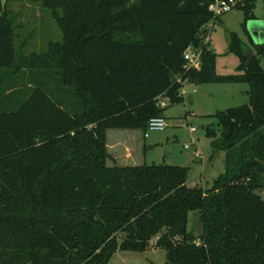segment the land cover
<instances>
[{
    "label": "trees",
    "instance_id": "obj_1",
    "mask_svg": "<svg viewBox=\"0 0 264 264\" xmlns=\"http://www.w3.org/2000/svg\"><path fill=\"white\" fill-rule=\"evenodd\" d=\"M215 1L0 0V264H109L117 251L151 246L166 264H264L255 193L264 189V44L251 40L249 50L231 36L237 73L218 75L204 43L220 19L209 11ZM12 2L49 10L61 40L26 55L27 38L15 46ZM255 2L238 8L248 36ZM188 47L201 51L199 70L185 67ZM28 72L33 85L22 83ZM49 73L67 90L50 95L41 81ZM184 83L248 85L245 105L205 126L210 160L223 152L225 172L205 188L186 185V167L107 166L106 132L144 133L183 102ZM193 211L198 237L187 229Z\"/></svg>",
    "mask_w": 264,
    "mask_h": 264
},
{
    "label": "rangeland",
    "instance_id": "obj_2",
    "mask_svg": "<svg viewBox=\"0 0 264 264\" xmlns=\"http://www.w3.org/2000/svg\"><path fill=\"white\" fill-rule=\"evenodd\" d=\"M8 10L16 18L15 34L18 39L15 40V46L17 47L18 41L28 39L26 55L42 52L49 41L61 40V33L52 14L39 4L12 2L8 4ZM263 12V1L256 0L253 10L255 19L247 21L246 29L248 23L261 22ZM243 24V12L234 9L222 15L213 26L209 39L211 49L216 55V73L220 76L236 74L239 66L237 55L229 47L231 36H235L246 49L254 50L250 42L252 39L245 33ZM41 76H43L41 81L46 83L53 97L56 92L67 90L61 87L57 75L49 73ZM24 77L22 80L24 85H33V82L28 80L37 79L36 74L30 72ZM247 90L248 85L245 83H203L199 86L184 83L180 90L183 102L169 106L164 112L167 120L166 129L162 132H152L146 139L150 147L147 145L145 164H167L189 168L186 182L188 187L195 186L201 177H205V180H201L199 184L205 188L209 187L214 179L225 172V166L223 152H219L207 165L211 153V139L205 135V126L212 124L211 127L216 128L214 119L210 118L212 115L245 105L248 99ZM68 91L71 93L70 90ZM72 95L71 93L70 96ZM188 126H193L197 130L192 137L196 141L197 150L202 154V164L190 154L193 150L183 149L184 143L190 140ZM111 136L109 134V138H112ZM165 151L167 155L164 154ZM255 193L264 201V189ZM187 229L195 237L201 233L198 212L188 213ZM109 264H166V253L155 246L144 252L117 251L111 257Z\"/></svg>",
    "mask_w": 264,
    "mask_h": 264
},
{
    "label": "built area",
    "instance_id": "obj_3",
    "mask_svg": "<svg viewBox=\"0 0 264 264\" xmlns=\"http://www.w3.org/2000/svg\"><path fill=\"white\" fill-rule=\"evenodd\" d=\"M245 0H216L213 4L209 6V11L212 14V18L215 19L217 17H221L222 15L234 10L238 9L239 7L244 5ZM263 1V9H264V0ZM213 21H211L207 27L206 31L207 34L204 37V43H209L211 46V41L209 39L210 33L213 29ZM200 55L201 51L199 49H195L193 47H188L184 54L183 59L185 61V67L187 69H200ZM178 82H180L178 80ZM158 105L161 108H165L168 105V100L166 98H158ZM167 122L164 117H154L149 120L147 124V128L145 132L143 133L144 138H147L150 133L152 132H162L166 129ZM188 132L190 134V140L188 143H185L183 145L184 150H193V156L194 158L200 159L201 153L197 150L196 147V141L192 137V135L197 131L196 128L193 126H188ZM153 245V243H151Z\"/></svg>",
    "mask_w": 264,
    "mask_h": 264
},
{
    "label": "crops",
    "instance_id": "obj_4",
    "mask_svg": "<svg viewBox=\"0 0 264 264\" xmlns=\"http://www.w3.org/2000/svg\"><path fill=\"white\" fill-rule=\"evenodd\" d=\"M164 118L166 119L165 115ZM109 134L112 135V138H109ZM147 138H144L143 133L138 130H108L106 132V148L109 155L106 161L107 166L112 167L144 165L146 163V148L148 145V143L146 142ZM164 154L167 155V152L165 151ZM190 154H192L193 156V151ZM194 159L196 160L197 158ZM198 160L201 161V164L203 163L202 154L201 158L197 159L196 161ZM209 163L210 157L207 165H209ZM201 180H205V177H201L196 184H198Z\"/></svg>",
    "mask_w": 264,
    "mask_h": 264
},
{
    "label": "water",
    "instance_id": "obj_5",
    "mask_svg": "<svg viewBox=\"0 0 264 264\" xmlns=\"http://www.w3.org/2000/svg\"><path fill=\"white\" fill-rule=\"evenodd\" d=\"M246 30L255 45L264 44V23L262 21L250 24L248 23ZM245 57L247 59V64H249L253 58V55L250 51H246Z\"/></svg>",
    "mask_w": 264,
    "mask_h": 264
}]
</instances>
